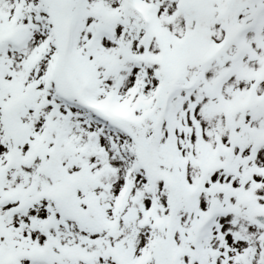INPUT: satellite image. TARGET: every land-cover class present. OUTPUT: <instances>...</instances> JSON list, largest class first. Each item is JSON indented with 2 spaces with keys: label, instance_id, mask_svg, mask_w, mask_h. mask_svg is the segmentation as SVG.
Listing matches in <instances>:
<instances>
[{
  "label": "snow or ice",
  "instance_id": "snow-or-ice-1",
  "mask_svg": "<svg viewBox=\"0 0 264 264\" xmlns=\"http://www.w3.org/2000/svg\"><path fill=\"white\" fill-rule=\"evenodd\" d=\"M0 264H264V0H0Z\"/></svg>",
  "mask_w": 264,
  "mask_h": 264
}]
</instances>
